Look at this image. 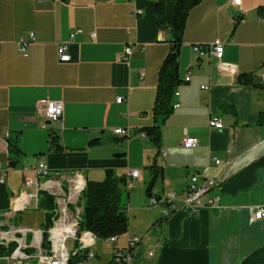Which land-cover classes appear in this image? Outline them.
Segmentation results:
<instances>
[{"label":"crops","instance_id":"0c3cea01","mask_svg":"<svg viewBox=\"0 0 264 264\" xmlns=\"http://www.w3.org/2000/svg\"><path fill=\"white\" fill-rule=\"evenodd\" d=\"M177 1L0 0V162L7 172L4 183L0 173V231L38 233L28 237L31 256L46 250L44 232L29 224L30 216L12 210L24 177L35 178L33 168L44 161L54 174L80 171L94 182L108 170L126 179L140 172L126 185L128 217L136 224L129 234L143 239L135 264H264V221L255 219L264 207V0H241L238 6L202 0L190 11L179 96L157 148L143 136L157 122L159 72L171 50ZM215 41L224 44L223 63L234 65L235 75L221 70L211 54ZM61 45L68 46L69 63L59 60ZM130 46L135 52L125 62ZM249 76L253 84L244 81ZM45 100L64 104L60 122L50 123L39 112ZM213 118L222 120V130L210 128ZM118 128L129 129L131 137L115 135ZM52 131L61 152L50 147ZM186 138L197 139L198 146L185 147ZM11 143L22 151L14 165ZM153 165L161 171L153 191L178 195L168 217L146 204ZM195 174L201 182L216 181L202 200L207 205L219 199L221 209L183 208ZM127 239L119 238L117 246L124 248ZM95 252L85 264L111 263L113 257L96 262ZM0 264L22 263L4 253Z\"/></svg>","mask_w":264,"mask_h":264},{"label":"built area","instance_id":"2783aa9c","mask_svg":"<svg viewBox=\"0 0 264 264\" xmlns=\"http://www.w3.org/2000/svg\"><path fill=\"white\" fill-rule=\"evenodd\" d=\"M228 2L234 6H238L240 5L241 0H228ZM77 33H82V31L79 30ZM75 34L76 33L72 34L71 37L73 38ZM91 37L92 39H95V33H93ZM31 38L32 40L34 38L32 34ZM195 50L200 53L202 52V49L199 46L195 47ZM210 51L211 54L219 60L221 70L228 72L231 75L236 74L237 68L234 65L223 63L225 46L221 41H215L211 45ZM134 52L135 47H126L124 50L123 60L125 62L130 61V58ZM58 55L59 60L62 63H69L71 61V56L68 53L67 45H61L58 48ZM259 78L264 80V74L260 75ZM190 80V76L185 78L186 82H190ZM175 96H179V93L176 92ZM123 100L124 99L120 97L117 99V102L121 103ZM177 107L178 105H175V108ZM39 112L43 114L48 120L57 122L63 117L64 104L62 102L56 101H41L39 104ZM209 126L211 129L215 130H222L224 127L222 120L218 118L211 119ZM114 133L122 138H128L131 136L129 130H124L121 128L116 129ZM198 144V140L195 138H186L184 140V146L187 148L197 147ZM215 163L219 165L220 161L215 159ZM0 171L2 172L1 162ZM35 173L36 177L38 178H35L36 180L26 178L24 180L25 187L27 188L29 186L35 185L39 191L44 189V191L55 196L58 202L56 216L57 219L54 222V227L49 231L48 242L50 243V247L48 250H45V252H35V257L31 256L29 251L32 250V248L28 243L27 233L31 232L32 235L34 234L36 236V238L38 233L29 229H20L19 232L24 236L19 239H15L14 237H11L10 239L7 235L0 234V243L5 240H14L17 242L18 247L14 250L11 256V258L16 261L23 262L32 258H37L38 264H70V252L68 251L66 244L68 240L72 239L75 242L76 248L79 246L76 251H74V254L87 250L89 259H93L96 256L95 248L97 245V237L91 232L82 233L80 231L81 210L76 209L75 207L86 187V183L81 181L82 175L77 174L76 179H71L68 181L51 182L47 180L48 182H45L41 185V182L38 179H45L49 176L47 166L44 163H40L35 169ZM139 175V171H135L130 174L133 179L138 178ZM1 182L4 183V174ZM215 186L216 181L212 180L209 182H201L197 174L193 175L190 179L188 194L186 198L182 200L183 207L188 210H197L202 207H206L211 210L221 209L219 199L210 200L207 205H204L202 200L203 196L210 192ZM22 191L23 192L21 193L20 197L15 200L17 203L15 209H13L14 211L23 212L31 210L32 200H35L36 205H38V194L28 195L25 190ZM177 200L178 197L175 193H168L163 197L152 194L150 197L149 206L152 208L163 207L164 213L167 214L168 212L164 208L165 205L174 204ZM255 219L257 221H264V207H259L257 209L255 213ZM109 242L116 244L117 238L112 237L109 239ZM37 243L40 245L39 241ZM140 244H142L141 238L128 237L127 245L123 249L115 250L111 264H134Z\"/></svg>","mask_w":264,"mask_h":264},{"label":"trees","instance_id":"16d2710c","mask_svg":"<svg viewBox=\"0 0 264 264\" xmlns=\"http://www.w3.org/2000/svg\"><path fill=\"white\" fill-rule=\"evenodd\" d=\"M202 0H178L175 8V19L170 25L173 32V41L171 50L166 57L160 72L159 84L155 107L153 110L157 120L156 124L145 130V135L157 147L162 144V124L166 122L173 112V100L177 88L181 83L179 77V58L181 47L183 44V36L186 29L187 18L190 11L199 5ZM161 11V8H159ZM240 20L236 23L239 24ZM236 24V25H237ZM246 83H252L254 80L251 76L244 78ZM264 124V114L260 121ZM50 147L55 152H61L63 147L60 144L59 137L54 131L50 134ZM21 149L13 143L9 145V154L11 165H14L21 156ZM153 168V177L147 192L150 195L153 190L155 181L161 171L156 165ZM126 177H119L113 171H106L102 181H88L82 196L81 207L83 213L81 215L80 231H90L94 233L98 239L108 240L112 237L121 238L129 230V217L127 206L123 202V193L126 189ZM39 207L46 212V232L44 233V246L46 249L50 247L48 242V231L54 226L56 217V204L54 198L47 193H40ZM16 248V244H11L7 250H0V254L6 253L11 256ZM86 259L84 255L73 256L70 264H77Z\"/></svg>","mask_w":264,"mask_h":264},{"label":"rangeland","instance_id":"374dc122","mask_svg":"<svg viewBox=\"0 0 264 264\" xmlns=\"http://www.w3.org/2000/svg\"><path fill=\"white\" fill-rule=\"evenodd\" d=\"M25 56H27V54L25 55ZM186 82V81H185ZM45 101H47V100H45ZM41 102V101H40ZM118 103V102H117ZM40 104V103H39ZM174 108H175V106H174ZM62 119V118H61ZM50 121V120H49ZM61 121V120H60ZM60 121H57V122H60ZM50 123H55L54 121H50ZM119 129V128H118ZM121 129H123V128H121ZM116 130V129H115ZM114 130V131H115ZM124 130H129V129H124ZM129 132H130V130H129ZM130 134H131V132H130ZM116 135V134H115ZM119 136V135H118ZM131 137V136H130ZM130 137H126L125 139H129ZM146 137V135H144L143 136V138H145ZM40 163H44L46 166H47V168H48V172H49V176L47 177V178H45V179H42V178H40V179H38L41 183V185L42 184H44L45 182H48V181H51V182H56V181H68V180H71V179H76L77 178V174H81L82 175V177H81V181H83V182H85L86 183V186H87V182H88V180H87V177L82 173V172H80V171H77V172H63V173H56V174H54V173H52V171H51V168L49 167V165L46 163V162H44V161H41V162H39L38 163V165L40 164ZM1 164H2V162H1ZM38 165L36 166V167H34L33 168V172H34V175H35V178L37 179L38 177H36V173H35V169L38 167ZM29 171V168H23L22 169V172L23 173H27ZM133 172H135V171H133ZM132 172V173H133ZM0 173L2 174V177H1V179L3 178V174H4V182H5V177H6V171L3 169V166H2V172L0 171ZM132 173H129L128 175H127V186H128V183H129V180L130 179H133L131 176H130V174H132ZM26 178H28V179H34V180H36L34 177H24V180L26 179ZM137 179V178H136ZM24 180H23V187H24V189L23 190H25V192H27L28 193V195H36V194H38V197H39V202H38V205H36V202H35V200H32V205H31V209L32 210H28L27 212L26 211H23V212H19V211H14V210H12V212H13V214L15 215V216H18V217H21V216H23L24 217V215H27V216H30L31 218H32V220L30 221L29 220V224L31 225V226H33L34 227V229H37V230H41L42 232H46V227H45V222H46V212H45V210L44 209H41L40 207H39V203H40V193H47L49 196H51V197H53L54 198V201H55V204H56V210H55V213H56V216H57V207H58V202H57V199H56V197L55 196H53V195H51V194H49L48 192H46V191H44V189L43 190H38V188L35 186V185H32V186H29V187H25V185H24ZM48 180V181H47ZM133 180H135V179H133ZM190 185V184H189ZM30 189V190H29ZM85 189H86V187H85ZM27 190H29V191H27ZM85 191V190H84ZM83 191V192H84ZM23 192V191H22ZM21 192V193H22ZM39 192V193H38ZM21 193H20V195H21ZM171 193H173V192H171ZM152 194H155V195H157L153 190L151 191V193H150V195H149V201H150V197H151V195ZM168 194V193H167ZM167 194H165V195H162V196H159V197H163V196H166ZM176 194V193H175ZM20 195L18 196V197H20ZM82 196H83V193H82V195H81V197H80V199H79V202H77V205L75 206L76 207V209H79V210H81V215H82V213H83V207H81V203H82ZM158 196V195H157ZM176 196L178 197V195L176 194ZM18 197H16L15 198V200L18 198ZM14 200V203H13V209H15V206H16V201ZM123 202L126 204V206H127V210H128V204H129V192H128V189H127V187H126V189H125V191H124V193H123ZM176 203V202H175ZM175 203L174 204H167V205H165V209L167 210V214H165L164 213V211H163V207H156V208H153V209H148V210H152V211H154V210H157V209H161V211H162V214H163V216L164 217H168L170 214H171V208L175 205ZM146 204H148V206H149V203H148V199H147V203ZM150 207V206H149ZM150 208H152V207H150ZM184 208V207H183ZM185 209V208H184ZM131 210V209H130ZM24 213V214H23ZM129 214H128V216H130V211L128 212ZM82 219V218H81ZM132 219H130L129 220V222H130V225H129V227L131 228V224H132V226L134 225H136V224H134V222L132 223ZM55 222V221H54ZM54 227V226H53ZM52 227V228H53ZM51 228V229H52ZM20 229H22V230H27L26 228H19V229H14L13 231H10V232H3V231H0V234H5V235H8V234H10V235H12V237H14L15 239H19V238H21V237H23L24 235L22 234V233H20L19 232V230ZM50 229V230H51ZM29 230H31V231H34V230H32V229H29ZM28 230V231H29ZM49 230V231H50ZM15 231V232H14ZM49 231H48V235H49ZM83 232H90V231H82V233ZM92 233V232H91ZM30 234H31V232H29V233H27V238L30 236ZM94 234V233H93ZM18 235H20V237L18 236ZM95 235V234H94ZM96 236V235H95ZM125 236H127V237H131V238H135V237H138V236H135V237H132V236H130V234H129V230H128V232L125 234V235H123L122 237H121V241L123 242V240H124V238H125ZM97 237V236H96ZM49 238V237H48ZM117 238V243L116 244H113V243H111V242H109V239L108 240H103V239H98V237H97V242H98V245H96L97 247L95 248V251H97V258L95 259V261L96 262H99V261H101V260H110V259H112V257L114 256V254H115V250L116 249H123V248H119L118 246H117V244H118V241H119V238L118 237H116ZM139 238H141V237H139ZM142 239V238H141ZM128 240V239H127ZM142 241H143V239H142ZM5 242H9V245H8V248H9V246L11 245V244H16V248L15 249H17V247H18V244H17V242L16 241H14V240H9V241H2L1 243H0V245H2V244H4ZM44 242H45V240H44ZM50 244V243H49ZM115 246V248H114V250H113V246ZM126 245H127V242H126ZM141 245L142 244H140L139 245V249H138V253H139V251H140V248H141ZM66 247H67V249H68V251L70 252V259L73 257V256H76V255H84L85 254V256H86V259H84L83 261H81V262H79V263H82V264H85V261H87V260H91V259H89V257H88V251L86 250V251H82V252H79V253H77V254H74V251H76V249L79 247H77L76 248V245H75V242H74V240H72V239H70V240H68V242H67V244H66ZM7 248V249H8ZM49 249V248H48ZM48 249H46V250H48ZM97 249V250H96ZM2 250V249H1ZM3 250H5V249H3ZM31 251V250H30ZM30 251H29V253H30ZM45 252L44 250H41L40 252ZM138 253H137V255H138ZM137 255H136V258H137ZM12 256V255H11ZM11 256H9L10 258H11ZM96 257V256H95ZM94 257V258H95ZM12 259V258H11ZM17 262H19V263H24V262H26V264H38V259L37 258H32V259H29V260H26V261H23V262H20V261H17ZM27 262H29V263H27ZM70 262H71V260H70ZM112 262V261H111ZM135 262H136V259H135ZM78 264V263H77ZM111 264V263H110ZM135 264V263H134Z\"/></svg>","mask_w":264,"mask_h":264}]
</instances>
